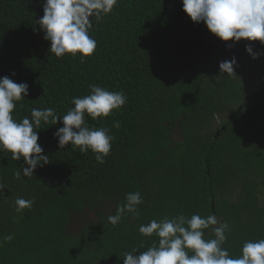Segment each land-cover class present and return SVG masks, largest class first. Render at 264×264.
Listing matches in <instances>:
<instances>
[{
  "label": "trees",
  "instance_id": "trees-1",
  "mask_svg": "<svg viewBox=\"0 0 264 264\" xmlns=\"http://www.w3.org/2000/svg\"><path fill=\"white\" fill-rule=\"evenodd\" d=\"M43 14L41 0H0V77L29 85L14 118H30L33 107L63 116L91 84L122 90L127 101L108 117H86L115 137L103 164L91 150L60 149L59 122L38 130L49 163L33 176L17 179L24 161L0 152V264H123L125 251L158 242L140 224L181 213L227 221L224 247L234 256L264 239V55L253 59L245 45L264 46L221 41L181 0H118L91 30L97 48L82 63L80 54L49 51L36 23ZM233 56L236 75L221 73ZM136 191L139 218L126 212L109 223ZM18 197L34 203L17 212Z\"/></svg>",
  "mask_w": 264,
  "mask_h": 264
},
{
  "label": "clouds",
  "instance_id": "clouds-1",
  "mask_svg": "<svg viewBox=\"0 0 264 264\" xmlns=\"http://www.w3.org/2000/svg\"><path fill=\"white\" fill-rule=\"evenodd\" d=\"M43 16L36 21L43 38L50 42L49 51L57 58L65 54L84 58L94 54L97 41L90 35L94 25L112 13L118 0H41ZM182 11L191 21L203 23L211 34L223 42L233 44L241 40L259 41L264 46V0H181ZM231 48L232 44L227 45ZM245 50L253 59L264 55L254 51L247 43ZM237 60L219 63L221 73L236 75ZM89 94L73 97V105L65 115L60 116L53 107L31 109V117L17 120L13 116L17 102L29 95V85L17 83L8 76L0 77V152L11 153L16 161L23 160L17 179L33 176L38 167L49 163L43 146L38 143L42 123L57 125L53 133L60 149L71 145L79 147L80 153L89 150L95 154L98 163L103 164L110 154L115 139L108 127L90 126L88 119L108 117L113 110L121 109L127 101L121 91H109L96 84L89 85ZM112 127L119 128L120 122L114 121ZM4 185L0 183V191ZM126 203L118 205L116 213L108 216V222L117 225L126 212L139 218L138 206L143 204L139 191L125 194ZM34 199L18 197L16 211L31 208ZM211 229L213 238H206V230ZM139 233L144 237H157L146 250L132 248L123 253V264H264V239L247 240L243 243L240 255H231L224 247L226 233L230 231L227 221L220 222L215 214L190 217L178 214L171 218L152 219L140 224ZM13 235H6L4 242L11 241Z\"/></svg>",
  "mask_w": 264,
  "mask_h": 264
},
{
  "label": "rangeland",
  "instance_id": "rangeland-1",
  "mask_svg": "<svg viewBox=\"0 0 264 264\" xmlns=\"http://www.w3.org/2000/svg\"><path fill=\"white\" fill-rule=\"evenodd\" d=\"M77 227H78V224L73 222L71 225H70V228L72 231H76L77 230Z\"/></svg>",
  "mask_w": 264,
  "mask_h": 264
}]
</instances>
